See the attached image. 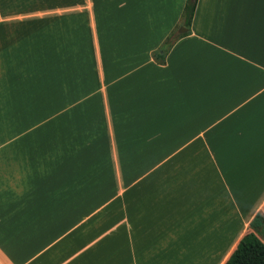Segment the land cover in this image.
I'll return each instance as SVG.
<instances>
[{
    "label": "crops",
    "instance_id": "crops-1",
    "mask_svg": "<svg viewBox=\"0 0 264 264\" xmlns=\"http://www.w3.org/2000/svg\"><path fill=\"white\" fill-rule=\"evenodd\" d=\"M184 3L0 0L2 262L223 264L264 241V0H196L186 33Z\"/></svg>",
    "mask_w": 264,
    "mask_h": 264
},
{
    "label": "trees",
    "instance_id": "trees-1",
    "mask_svg": "<svg viewBox=\"0 0 264 264\" xmlns=\"http://www.w3.org/2000/svg\"><path fill=\"white\" fill-rule=\"evenodd\" d=\"M196 0H185L181 14L180 27L189 31ZM183 33V34H184ZM179 34L169 35L162 44V50L167 49ZM223 264H264V241H260L253 233H245L236 244Z\"/></svg>",
    "mask_w": 264,
    "mask_h": 264
},
{
    "label": "built area",
    "instance_id": "built-area-1",
    "mask_svg": "<svg viewBox=\"0 0 264 264\" xmlns=\"http://www.w3.org/2000/svg\"><path fill=\"white\" fill-rule=\"evenodd\" d=\"M0 264H5V263L0 260Z\"/></svg>",
    "mask_w": 264,
    "mask_h": 264
},
{
    "label": "water",
    "instance_id": "water-1",
    "mask_svg": "<svg viewBox=\"0 0 264 264\" xmlns=\"http://www.w3.org/2000/svg\"><path fill=\"white\" fill-rule=\"evenodd\" d=\"M181 30H183V29H181Z\"/></svg>",
    "mask_w": 264,
    "mask_h": 264
}]
</instances>
